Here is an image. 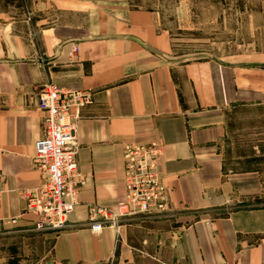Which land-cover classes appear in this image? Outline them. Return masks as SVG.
Returning <instances> with one entry per match:
<instances>
[{
  "label": "crops",
  "instance_id": "1",
  "mask_svg": "<svg viewBox=\"0 0 264 264\" xmlns=\"http://www.w3.org/2000/svg\"><path fill=\"white\" fill-rule=\"evenodd\" d=\"M89 6L68 7L40 32L0 24V220L21 218L23 193L44 182L34 148L40 91L52 83L93 101L78 122L83 181L72 227L35 237L52 244L42 264H264L260 151L247 153L232 132L237 107L264 104V67L176 60L162 49L158 12L96 15ZM150 144L163 149L168 212L92 231L93 207L116 212L125 201V149ZM233 153L251 168H233ZM31 223L25 216L0 233Z\"/></svg>",
  "mask_w": 264,
  "mask_h": 264
},
{
  "label": "rangeland",
  "instance_id": "2",
  "mask_svg": "<svg viewBox=\"0 0 264 264\" xmlns=\"http://www.w3.org/2000/svg\"><path fill=\"white\" fill-rule=\"evenodd\" d=\"M74 5H90L91 14L96 15L119 14L124 6L158 12L168 38L162 49L176 60L264 67V0H0V24L24 34L40 32L65 19L67 8ZM232 124L239 146L244 143L246 152L253 155L254 147L260 151L253 166L264 172V104L237 107ZM232 155L233 168H251L252 163H246L250 160ZM259 202L264 205V195ZM15 231L0 233V264H42L52 246L36 239L43 233L26 228ZM41 246L40 252L30 253Z\"/></svg>",
  "mask_w": 264,
  "mask_h": 264
},
{
  "label": "built area",
  "instance_id": "3",
  "mask_svg": "<svg viewBox=\"0 0 264 264\" xmlns=\"http://www.w3.org/2000/svg\"><path fill=\"white\" fill-rule=\"evenodd\" d=\"M78 52L72 48L71 57ZM39 108L45 114L42 136L35 144L34 164L43 176V184L22 197L30 216L26 229L39 233H58L72 227L70 215L79 204L82 175L79 168L80 145L77 137L82 111L92 103L90 92L48 84L40 91ZM163 149L157 144L130 146L125 149V201L116 212L91 209L92 231L115 225L139 215H159L169 208L167 188L159 172ZM0 220V228L18 225L19 219Z\"/></svg>",
  "mask_w": 264,
  "mask_h": 264
}]
</instances>
